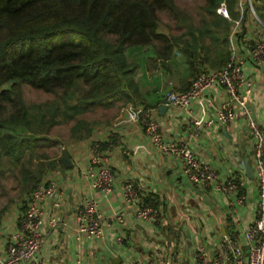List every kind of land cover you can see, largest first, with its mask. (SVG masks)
I'll list each match as a JSON object with an SVG mask.
<instances>
[{
    "label": "crops",
    "instance_id": "crops-1",
    "mask_svg": "<svg viewBox=\"0 0 264 264\" xmlns=\"http://www.w3.org/2000/svg\"><path fill=\"white\" fill-rule=\"evenodd\" d=\"M244 26L241 36L237 28L232 43L246 58L245 81L238 87L245 105L233 104L237 116L228 128L217 119V110L228 97L221 84L206 88L202 97L187 108L167 104L164 93L184 90L197 71L219 65L230 41L219 49H200L189 62L176 52L171 71L161 75L158 88L147 96L150 106L156 108L164 140L188 139L187 121L191 116L203 121L200 132L189 138L193 152L208 161L221 178L237 182L238 189L225 196L213 185L192 187L183 162L173 155L154 152L143 126L128 117L130 109L143 103L137 101L136 106L125 107L117 102L93 119L88 135L66 140L59 153L53 154L60 162L44 177L56 180L63 195L57 207L52 200L43 202L40 229L44 241L39 249L43 264H198L199 254L212 258L222 238L234 234L246 251L242 229L253 223L257 210L254 138L248 117L264 130V63H255L248 51L251 39L264 35V26L255 22L252 14ZM161 104H165L162 109ZM95 149L116 174L107 194L93 185L91 157ZM245 163L251 165V174ZM128 171L142 186L145 202L158 209L155 222L136 217L134 206L125 208L121 220L115 218L114 212L122 207L121 184ZM26 198L0 206L5 208L0 213L1 258L6 257L10 234L18 227ZM84 198L97 203L104 230L101 239L78 236L76 214ZM52 215L57 224L50 227L48 219Z\"/></svg>",
    "mask_w": 264,
    "mask_h": 264
},
{
    "label": "trees",
    "instance_id": "trees-1",
    "mask_svg": "<svg viewBox=\"0 0 264 264\" xmlns=\"http://www.w3.org/2000/svg\"><path fill=\"white\" fill-rule=\"evenodd\" d=\"M222 1L229 17L217 12ZM251 2L264 23V0ZM240 5L241 36L251 16L245 0H204L199 24L174 0H0L1 191V179L11 177L27 196L60 162L44 149L57 141L51 127L68 124L70 139H78L94 125L87 112L117 101L150 106L147 96L176 52L189 62L200 49L229 43ZM160 11L174 18L179 34ZM25 85L52 96L28 101Z\"/></svg>",
    "mask_w": 264,
    "mask_h": 264
},
{
    "label": "built area",
    "instance_id": "built-area-1",
    "mask_svg": "<svg viewBox=\"0 0 264 264\" xmlns=\"http://www.w3.org/2000/svg\"><path fill=\"white\" fill-rule=\"evenodd\" d=\"M249 3L253 16H257ZM243 9V8H241ZM217 12L229 17L225 2H220ZM239 19L234 20V26L229 34L230 47L225 52L223 61L210 69H201L195 73L188 86L182 90H167L164 93L165 102L187 108L193 100L201 98L208 87L221 84L225 87L228 97L217 110V119L224 128H228L237 112L233 109L235 102L245 105L243 97H240L238 87L244 83L243 66L246 58L236 49L232 43L237 30ZM263 24V23H262ZM264 26V24H263ZM248 57L257 64L264 63V35L251 39L249 43ZM156 108L139 104L128 111L131 120L139 121L145 133L151 140L153 151L169 154L183 162L185 174L192 187H206L213 185L225 196L228 192L238 189V183L230 179L220 177L217 170L206 160L198 157L190 146L189 138L197 135L202 129L203 121L197 117H189L187 121L188 139L164 140L162 129L155 115ZM246 112V110H245ZM248 128L254 138V169L257 184V210L253 223L243 230V237L247 244L246 251L237 235L224 236L219 249L212 258L198 255V264H264V130L251 117H248ZM94 169L93 185L104 194L109 193L115 183L116 174L106 164V158L94 150L91 157ZM63 193L58 189L56 180L43 177L26 198L25 207L19 219L18 227L10 234V241L6 247V257H0V264H43V258L39 254L40 246L44 241V234L40 226L42 224L43 202L52 200L55 207L59 206ZM122 207L114 212L117 220L123 218L125 208L134 206L136 217L155 222L159 212L156 207L147 204L144 199L142 186L130 175L125 173L121 184ZM233 211L235 208L233 207ZM78 236H86L101 239L104 236L101 215L97 209V203L91 198H84L76 214ZM57 224L54 215L48 219V225ZM117 239H121L119 236ZM124 264H141L135 261H127ZM154 264V263H149Z\"/></svg>",
    "mask_w": 264,
    "mask_h": 264
},
{
    "label": "rangeland",
    "instance_id": "rangeland-1",
    "mask_svg": "<svg viewBox=\"0 0 264 264\" xmlns=\"http://www.w3.org/2000/svg\"><path fill=\"white\" fill-rule=\"evenodd\" d=\"M174 1L180 8H183L184 10H186L191 15L193 22L198 23V24L200 23V21H201L200 14L202 11L201 6L203 5L204 0H174ZM252 7H253V5H252ZM241 8H242V6L240 5L239 6L240 15L238 17L239 21L242 17L241 12L243 9H241ZM253 9H254V7H253ZM254 12L256 13L255 9H254ZM251 14L253 15L252 11H251ZM159 15L161 17V20L166 22L167 25L169 26L168 30L170 32H172L174 34H179L182 31V29H180L179 27H177L175 25L174 18L171 17L166 11H160ZM256 15H257V13H256ZM254 19H255V22H258L260 24L263 23V21L261 20V18L258 15L256 17L254 16ZM238 27H239V24L237 25V28ZM138 76H141V73H139ZM23 93H24L26 100H28V101H41V100H44V99L52 96V94L49 92H45V91H41V90H35V89H32L30 86H27V85L23 86ZM117 102H122V101H117ZM117 102H115L114 104H116ZM103 110H104V108L98 107L94 111H90V112L85 113L83 116H85L86 118H88L90 120H93V119L97 118L99 116L100 112H102ZM49 135L54 137L57 141H55V143L50 145V146H46L44 149L50 155L57 154V153H59V151L61 149V144H63L66 140L70 139V137H69V125L68 124L55 125V126L51 127V129L49 131ZM1 181L3 183V186L6 190V192L1 191V189H0V206L3 205L4 203L8 204L7 201H8L9 197L13 198V201H12L13 203H17V202L23 200L25 195L20 194V191L18 190V187H17L15 181L11 177L3 178V179H1Z\"/></svg>",
    "mask_w": 264,
    "mask_h": 264
},
{
    "label": "water",
    "instance_id": "water-1",
    "mask_svg": "<svg viewBox=\"0 0 264 264\" xmlns=\"http://www.w3.org/2000/svg\"><path fill=\"white\" fill-rule=\"evenodd\" d=\"M164 107H165V104L160 105V109H162ZM245 169L251 174V171H252L251 165H249L248 163H245Z\"/></svg>",
    "mask_w": 264,
    "mask_h": 264
}]
</instances>
